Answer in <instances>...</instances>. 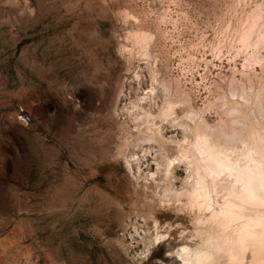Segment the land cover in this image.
Here are the masks:
<instances>
[{"label": "rangeland", "instance_id": "rangeland-1", "mask_svg": "<svg viewBox=\"0 0 264 264\" xmlns=\"http://www.w3.org/2000/svg\"><path fill=\"white\" fill-rule=\"evenodd\" d=\"M262 1L0 0V264H181L190 218L160 196L185 172L146 181L153 150L134 146L128 110L153 70L194 109L241 79L238 36ZM138 30L154 35L150 58ZM157 231L168 240L143 258Z\"/></svg>", "mask_w": 264, "mask_h": 264}, {"label": "bare ground", "instance_id": "bare-ground-1", "mask_svg": "<svg viewBox=\"0 0 264 264\" xmlns=\"http://www.w3.org/2000/svg\"><path fill=\"white\" fill-rule=\"evenodd\" d=\"M153 38L139 31L132 48L150 58ZM238 45L247 52L242 78H229L226 91L203 108L194 109L189 90L180 88L177 79L153 70L149 87L128 110L134 146L143 156L153 150L154 171L146 172V181L171 182L179 179L177 169L185 172L179 187L160 190L166 206L190 218L192 232L181 236L175 252L181 264H264V57L259 52L264 47V5L247 14ZM255 65L263 74L258 80L252 73ZM211 110L218 114L214 121L207 118ZM168 129L173 135L168 136ZM140 161L130 155L126 168L131 172L135 165L139 171ZM167 240L168 234L157 231L143 258Z\"/></svg>", "mask_w": 264, "mask_h": 264}]
</instances>
